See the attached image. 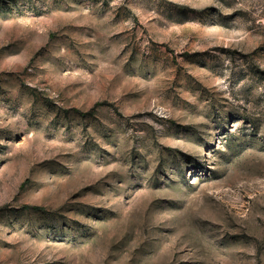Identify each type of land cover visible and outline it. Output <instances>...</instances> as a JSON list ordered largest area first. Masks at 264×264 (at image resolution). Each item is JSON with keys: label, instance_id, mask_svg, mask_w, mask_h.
Wrapping results in <instances>:
<instances>
[{"label": "rangeland", "instance_id": "obj_1", "mask_svg": "<svg viewBox=\"0 0 264 264\" xmlns=\"http://www.w3.org/2000/svg\"><path fill=\"white\" fill-rule=\"evenodd\" d=\"M0 264H264V0H0Z\"/></svg>", "mask_w": 264, "mask_h": 264}]
</instances>
